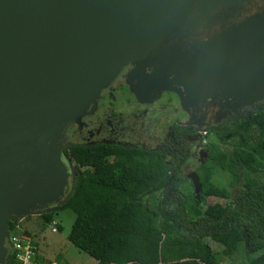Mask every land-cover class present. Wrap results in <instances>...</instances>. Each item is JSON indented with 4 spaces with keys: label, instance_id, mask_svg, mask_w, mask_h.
I'll use <instances>...</instances> for the list:
<instances>
[{
    "label": "water",
    "instance_id": "water-1",
    "mask_svg": "<svg viewBox=\"0 0 264 264\" xmlns=\"http://www.w3.org/2000/svg\"><path fill=\"white\" fill-rule=\"evenodd\" d=\"M126 64L136 98L219 121L264 100V0H0V264L7 221L62 202L65 128Z\"/></svg>",
    "mask_w": 264,
    "mask_h": 264
},
{
    "label": "trees",
    "instance_id": "trees-1",
    "mask_svg": "<svg viewBox=\"0 0 264 264\" xmlns=\"http://www.w3.org/2000/svg\"><path fill=\"white\" fill-rule=\"evenodd\" d=\"M204 130L214 139L206 142L207 158L196 168L197 194L180 186L185 180L178 178L177 164L159 149L63 147L78 166L56 208L73 213L66 239L96 264H223L241 251L240 264H264V100L227 111ZM218 171L230 176L228 187L239 183L231 198L227 188L211 182ZM167 190L174 201H164ZM203 195L229 199L201 210ZM52 215L40 214L44 223ZM7 264H13L11 254Z\"/></svg>",
    "mask_w": 264,
    "mask_h": 264
},
{
    "label": "flooded vegetation",
    "instance_id": "flooded-vegetation-1",
    "mask_svg": "<svg viewBox=\"0 0 264 264\" xmlns=\"http://www.w3.org/2000/svg\"><path fill=\"white\" fill-rule=\"evenodd\" d=\"M130 68V64L124 65L115 77L100 90L93 110L83 114L78 123H71L66 126V146L102 143L104 145L159 149L167 158V162L171 158L177 164L178 178L185 180L180 186H189L193 192L189 176L192 172L196 173L197 166L205 162L207 158L206 142L203 140V136L207 135L204 130L205 125L219 122L225 116L213 123L202 125L194 122L187 123L189 116L179 106L178 99L175 96V101H173L174 94L171 92L169 94L166 91L161 92L156 100L137 101L128 91L125 83ZM163 94L169 97L165 98V95L161 97ZM159 99H166L167 102ZM124 101L133 102L131 105L123 107L126 109H122L121 105ZM156 113L158 114L157 117H155ZM156 118L165 120L166 125L164 127L158 126ZM157 128L160 129L158 132L161 135L154 133ZM162 130L165 131L162 132ZM62 157L66 158L63 153ZM75 171H71L67 182ZM169 194L170 192L167 190L164 201L170 200L167 199ZM171 195L173 197L169 198L174 201V193L172 192Z\"/></svg>",
    "mask_w": 264,
    "mask_h": 264
},
{
    "label": "rangeland",
    "instance_id": "rangeland-1",
    "mask_svg": "<svg viewBox=\"0 0 264 264\" xmlns=\"http://www.w3.org/2000/svg\"><path fill=\"white\" fill-rule=\"evenodd\" d=\"M189 28H192V27H190L189 23H188V26H186V27L183 26L179 30L183 29V31H186V29H187V31H188ZM145 71L148 72L149 69H145ZM127 88H128V86H127ZM128 91L139 102H144V101H148V100L153 101V100L158 99V97H159V96H157V97L150 98V99H147V98L140 99V98H136L134 96L133 92H131L129 88H128ZM163 91H166V90H163ZM166 92H169V94H170L171 91H166ZM171 93H173V92H171ZM173 94H174L173 95L174 96L173 101H175L176 94L175 93H173ZM164 95L165 94H163L161 97H163ZM168 97H169L168 95H165V98H168ZM159 100H161V99H159ZM161 101L167 102L166 99L161 100ZM132 102L133 101H130L128 103L127 101H124V103L121 105V108L126 109L123 107L131 105ZM178 103H179V100H178ZM95 106H96V103H95ZM181 109H183V108H181ZM188 110H190L189 107H188ZM195 110L197 111L196 108H195ZM198 111H199V109H198ZM157 116H158V114L156 113L155 117H157ZM156 121H157L156 124L160 127H164L166 125L165 120H161L160 118H158V119L156 118ZM200 125H202V124H200ZM159 130L160 129L157 128L156 132H154V133L157 135H161V133L158 132ZM163 131H165V130H162V132ZM64 135H65V131H64ZM213 139L214 138L211 135H204L203 136V140L205 142H208L209 140H213ZM221 146L229 148V145L221 144ZM72 172H73V170H72ZM229 179H230V176L227 175L226 173L222 172V171L215 172L211 176V182L213 184H215L216 186L227 188L228 193H229V198H231L232 195L234 194V191L238 188L239 183L234 184L232 187H228L227 183H228ZM185 189H186L185 191L187 193H191V191H192L189 186H185ZM229 198H221V197H216V196L203 195L202 202L200 203L199 208L202 210V209H204V207L207 204H212L214 202H219L221 204H224L228 201ZM172 205L173 204L171 203V204H168L167 206H172ZM51 211H53V215L51 218L52 223H50V225H46L47 223H44L42 221L40 214L32 215V216L28 215L18 222L17 226L20 230L25 229L28 231V233H30V238L34 242V244L36 245L37 252L40 255L44 256L45 258L46 257L47 258H56L60 264H63V263H68V264H96V261L92 257L87 255L86 253L79 251L77 248H75L66 239V234L69 230L71 221L73 219V213L69 209L58 210V209H56V207L53 208ZM57 226H60V230L57 229ZM50 227H54L56 229V232H51ZM208 241H209L210 246L213 249L218 248V246L214 242H212L210 240H208ZM242 252L243 251H241L240 254L236 255V258L233 262L228 261L227 259H223L221 262L223 264H240L245 258V257L241 256V255H243Z\"/></svg>",
    "mask_w": 264,
    "mask_h": 264
},
{
    "label": "built area",
    "instance_id": "built-area-1",
    "mask_svg": "<svg viewBox=\"0 0 264 264\" xmlns=\"http://www.w3.org/2000/svg\"><path fill=\"white\" fill-rule=\"evenodd\" d=\"M4 244L7 249L5 264L8 263L9 254L13 258V264H60L56 258L40 257L34 242L15 223L11 229H8Z\"/></svg>",
    "mask_w": 264,
    "mask_h": 264
},
{
    "label": "crops",
    "instance_id": "crops-1",
    "mask_svg": "<svg viewBox=\"0 0 264 264\" xmlns=\"http://www.w3.org/2000/svg\"><path fill=\"white\" fill-rule=\"evenodd\" d=\"M71 164H72V166H73V171H74V170H77L78 166H77L76 164H74V163H71ZM56 208H57V207H56ZM41 214H42V213H41ZM33 215H35V214H33ZM37 215H38V214H37ZM27 216H28V215H27ZM29 216H32V215H29ZM25 217H26V216H25ZM23 218H24V217H23ZM23 218H22V219H23ZM22 219H21V220H22ZM19 221H20V220H19ZM19 221H15V222L13 221V222H14L15 224L18 225V222H19ZM50 223H52V222H51V221H50L49 223L47 222L46 225H50ZM53 228H54V227H50V231H51V232H56V229H55V228L53 229ZM22 231H23V232H26V235H28V236L30 237V233H28L27 230L24 229V230H22ZM39 256L42 257L43 259H50V258H47V257L45 258L44 256H42V255H40V254H39Z\"/></svg>",
    "mask_w": 264,
    "mask_h": 264
},
{
    "label": "bare ground",
    "instance_id": "bare-ground-1",
    "mask_svg": "<svg viewBox=\"0 0 264 264\" xmlns=\"http://www.w3.org/2000/svg\"><path fill=\"white\" fill-rule=\"evenodd\" d=\"M72 170H73V166H72Z\"/></svg>",
    "mask_w": 264,
    "mask_h": 264
}]
</instances>
